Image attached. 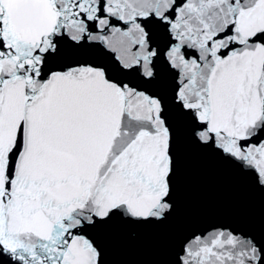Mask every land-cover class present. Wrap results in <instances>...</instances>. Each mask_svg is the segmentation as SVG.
Listing matches in <instances>:
<instances>
[{"label": "snow or ice", "instance_id": "1", "mask_svg": "<svg viewBox=\"0 0 264 264\" xmlns=\"http://www.w3.org/2000/svg\"><path fill=\"white\" fill-rule=\"evenodd\" d=\"M0 264H264V0H0Z\"/></svg>", "mask_w": 264, "mask_h": 264}]
</instances>
